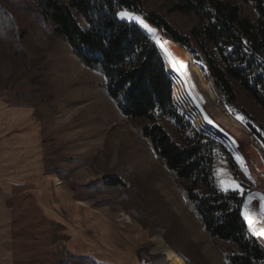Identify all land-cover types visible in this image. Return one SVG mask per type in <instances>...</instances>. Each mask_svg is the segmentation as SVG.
I'll return each instance as SVG.
<instances>
[{"label":"rangeland","instance_id":"rangeland-1","mask_svg":"<svg viewBox=\"0 0 264 264\" xmlns=\"http://www.w3.org/2000/svg\"><path fill=\"white\" fill-rule=\"evenodd\" d=\"M140 1L146 11L159 14L182 34L196 23L191 15L169 13L168 0ZM127 14L124 20L131 22L137 16L164 38H158V45L169 53L162 55L170 60L191 104L186 110L194 108L204 128H196L187 111L175 105L197 131L215 138L228 150L243 174L240 183L250 184L249 189L235 187L227 165L223 161L219 164L222 187L232 183L244 195L242 216L248 231L264 248V146L251 132L253 129L264 136V113L238 87L236 107L217 93L224 109L210 110L172 53L170 46L175 44L140 16ZM17 19L18 27L27 31L18 44L25 57L12 56L7 45L0 43V98L11 105L32 107L30 126L42 136L47 174L54 172L57 178H48L47 183L39 180L31 191L22 188V197L15 200L16 264H163L162 257L150 256L154 238H160L186 264H225L187 209L173 179L98 88L102 78L84 69L67 45L48 36L35 20L24 14ZM149 34L154 41L153 33ZM197 66L209 77L204 66ZM221 118L226 121L220 123ZM207 125L217 128L218 134ZM225 141H231L233 148ZM238 150L249 151L243 156L247 163H241ZM254 160L258 165L251 164ZM111 177L126 183V207L121 204L123 191L103 185ZM219 246L229 248L224 243Z\"/></svg>","mask_w":264,"mask_h":264},{"label":"trees","instance_id":"trees-1","mask_svg":"<svg viewBox=\"0 0 264 264\" xmlns=\"http://www.w3.org/2000/svg\"><path fill=\"white\" fill-rule=\"evenodd\" d=\"M168 1L169 13L195 18L187 34L146 11L140 0H0V43L12 56L25 57L18 46L27 34L18 27L20 14L35 20L48 36L61 39L84 69L102 78L98 88L173 179L225 264H264V248L242 216L244 195L222 187L219 164L227 165L239 188L249 189L250 184L240 183L243 174L228 150L197 131L175 105L173 84L154 41L118 15L140 16L204 66L229 106L236 107L238 87L264 113V0ZM251 132L264 146V136ZM103 185L123 191L124 205L125 182L111 177ZM220 243L229 248L222 249Z\"/></svg>","mask_w":264,"mask_h":264},{"label":"crops","instance_id":"crops-1","mask_svg":"<svg viewBox=\"0 0 264 264\" xmlns=\"http://www.w3.org/2000/svg\"><path fill=\"white\" fill-rule=\"evenodd\" d=\"M33 116L32 107L11 105L0 98V264H16L14 203L22 197V188L31 191L39 180L47 183L48 178H57L54 172L47 174L42 136L30 126ZM226 190L236 191L232 183Z\"/></svg>","mask_w":264,"mask_h":264},{"label":"bare ground","instance_id":"bare-ground-1","mask_svg":"<svg viewBox=\"0 0 264 264\" xmlns=\"http://www.w3.org/2000/svg\"><path fill=\"white\" fill-rule=\"evenodd\" d=\"M119 18L124 19V17H122L121 14H119ZM135 18L134 19L133 18L130 19V21L135 23V24H137V25H139L137 20H140V18L138 19L137 16H135ZM139 27H140V25H139ZM149 28L153 30V31H151L149 33H153L152 35L154 36V38H153L154 41H158L159 40L158 38H160V41H164L163 40L164 38L155 29H153L152 27H149ZM144 33L146 35H148L149 37L151 36V34H149L147 32H144ZM156 36H157V38H156ZM155 39H157V40H155ZM171 43L174 44L173 42H171ZM155 44H156L157 48L159 49V51H161L160 50L161 47L158 45V42H155ZM170 48H171L172 53L176 54V59L183 66L186 74H188V70L190 69L191 75L190 76L188 75V76L190 77V80H193V79L196 80V85L198 86V91L199 92L197 90H195V91H196L197 95L201 99L204 100V103L206 104V106L208 108L210 107V110H211V107L212 108L213 107L214 108H218L219 107L221 109H224V102H223L222 98L215 91V89L213 87V84H212L211 80L209 79V77L204 75L202 73L201 69L197 66L198 63L196 64L183 50L177 48L175 45L170 46ZM162 53L163 52L161 51V55H162ZM164 54H166V53H164ZM166 55L168 56L169 53L166 54ZM162 57H163V60H164L166 72H167V74H168V76H169V78H170V80L172 81V84H173V101L176 104L180 105L183 108V110L187 111L186 108L187 107H191V104H190L188 98L185 95V91L181 87L180 82L178 81V79L174 76V71H173V67H172V64H171L170 60L168 58L165 59L163 55H162ZM192 83H193V81H192ZM184 85H186V84H184ZM187 115L190 118H192L193 124H194V126L196 128H198V129L199 128H204L205 124H204L200 114H198L194 110V108H193V110H188L187 111ZM221 119L222 120H218L220 123L221 122L224 123L223 121H226L224 118H221ZM234 122H236V121L234 120ZM232 126H234L236 128L235 123H232ZM206 127L209 129V131L211 130L213 133L218 134V132H217L218 129L217 128H216L217 129L216 130L213 127L211 128L209 125H207ZM236 129L241 130L238 127ZM225 142H226L227 146H229L230 148H233L231 141L230 142L229 141H225ZM181 211H182V209H181ZM261 222H263V220H261ZM256 225H259V224H256ZM150 253L152 255H158V256L162 257V259L164 261L163 264H184L182 259L179 256H177L171 249H169V247L160 238H154V239L151 240Z\"/></svg>","mask_w":264,"mask_h":264},{"label":"water","instance_id":"water-1","mask_svg":"<svg viewBox=\"0 0 264 264\" xmlns=\"http://www.w3.org/2000/svg\"><path fill=\"white\" fill-rule=\"evenodd\" d=\"M155 40H157V39H155ZM155 42H159V41H154V43H155ZM155 45H156V44H155ZM158 50H159V49H158ZM160 50H161L162 52L166 53V51L164 50V47H161ZM161 51H159L160 54H161ZM161 57H162V55H161ZM162 59H163V57H162ZM163 61H164V60H163ZM188 74H189V76L191 75V73H190L189 70H188ZM191 81H193V88H194V89H197V91H198V88H197V85H196L195 80L193 79V80H191ZM213 87H214V86H213ZM198 92H199V91H198ZM235 152H236V155L242 156V157H241V160H240L241 163H244V164L247 163L243 156H244L245 153H247V152L249 153V151H245V153H244V151H240V150H238V151H235ZM251 164H253V165H258V164H257V160L252 161ZM150 256L154 257L155 255L153 256V255L150 254ZM152 257H151V258H152ZM165 259H166V258H165Z\"/></svg>","mask_w":264,"mask_h":264},{"label":"snow or ice","instance_id":"snow-or-ice-1","mask_svg":"<svg viewBox=\"0 0 264 264\" xmlns=\"http://www.w3.org/2000/svg\"><path fill=\"white\" fill-rule=\"evenodd\" d=\"M128 14L127 13H121L122 17H126ZM138 22L145 28L147 29L149 32L153 31L152 29L149 28V26L147 24H144V22L142 20H138ZM235 187L239 188V185H236ZM262 207H264V204H262Z\"/></svg>","mask_w":264,"mask_h":264}]
</instances>
